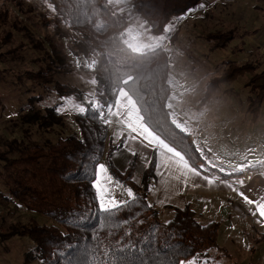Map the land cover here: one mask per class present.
I'll list each match as a JSON object with an SVG mask.
<instances>
[{"label": "rangeland", "instance_id": "1", "mask_svg": "<svg viewBox=\"0 0 264 264\" xmlns=\"http://www.w3.org/2000/svg\"><path fill=\"white\" fill-rule=\"evenodd\" d=\"M107 1L114 11L127 17L125 42L132 50L144 52L163 47L167 52L171 117L195 137L205 159L201 166L245 176L250 179L247 191L255 187L258 179L253 180L254 174L264 172V80H260L264 73V11L256 23L254 16L239 13L233 0L230 4L228 0L222 11L214 10L210 0H201L203 9L199 3L198 10L175 20L162 35L156 36L130 0ZM75 38L69 23L57 15L48 0H0V153L15 157L20 149L33 143L54 144L60 136L76 131L73 102L84 103L87 98L102 104L93 61L76 59L69 51V39ZM53 44L64 59L53 55ZM242 67L252 70L237 71ZM39 69L48 70L56 83L77 87L79 94L61 96L53 85L31 81L27 71ZM225 73L230 79H224L201 104L207 84ZM253 75L259 78L252 81ZM61 97L68 98L61 119L35 116L36 112L46 115L44 110L48 107L65 104ZM31 117L45 119L47 125L39 126L42 121H29ZM123 141L118 138L108 142L110 147L119 146L113 151L112 160L121 170L135 162L134 155L128 154L131 148L126 146L127 152L121 150ZM141 163V159L136 160L134 171L140 170ZM2 164L0 161V170ZM151 189L148 199L165 219L169 209L162 210L154 202L156 191ZM0 190L7 194L1 180ZM224 217L225 212L218 219ZM246 221L241 225L239 246L229 245L225 239L227 223L220 221L224 226L219 228L217 245L209 251L208 264H264V226L257 223L248 206ZM30 222L55 224L51 218L15 201L0 204V264H24L32 242L28 237L7 235L11 225ZM28 264L40 262L33 260Z\"/></svg>", "mask_w": 264, "mask_h": 264}, {"label": "trees", "instance_id": "2", "mask_svg": "<svg viewBox=\"0 0 264 264\" xmlns=\"http://www.w3.org/2000/svg\"><path fill=\"white\" fill-rule=\"evenodd\" d=\"M48 1L57 15L69 23L76 34V38L69 39L68 42L70 53L76 59L93 61L104 118L114 106L120 92H126L138 106L144 123L180 151L193 166L204 170L201 165L205 159L194 140L195 137L193 139V135L171 117L168 102L171 96L170 61L165 49L158 47L144 52L132 50L125 42L127 17L114 11L107 0ZM200 1L130 0V4L148 24L151 33L159 36L165 32L167 25L177 20L180 13L188 8L198 7ZM52 53L59 59L65 58L57 46L53 47ZM251 70L242 67L237 71ZM26 75L36 83L53 85L54 90L61 96L79 94L75 86L54 82L48 70H30ZM257 78V75H253L252 81ZM224 79H230L227 73L207 84L201 104ZM260 80H264V73ZM55 108L48 107L44 110L46 115L36 112L35 116L58 121L61 115L56 113ZM86 108L89 111L85 114L75 115L76 131L60 136L54 144L33 143L20 149L15 157H10L5 152L0 153V161L3 163L0 180L7 189V194L0 190V204L7 205L15 201L29 211L51 218L55 223H15L8 228L7 236L28 237L32 242V249L25 254L24 264L33 260L44 264L45 260L50 259L49 253L55 251L54 244L72 240L73 236L86 235L93 229L97 231L102 242L126 244L141 240L152 227L160 234V241L164 239L165 233L175 234L172 242L179 241L190 253L179 259L187 260L200 254L197 258L199 261L204 258L205 250H208L206 256L209 259V251L218 242L220 222H200L189 205L172 209L165 219L161 218L159 210L148 199V188L155 179V156H152L145 168L141 183L136 184L132 179L135 162L125 171L115 166L112 153L119 146H108L109 126L101 125L94 118L89 105ZM38 119L31 117L29 121H42L39 126L47 125L44 118ZM89 130H92L91 136ZM81 139L84 140L83 143ZM88 152L98 155V162L105 158L111 164L113 178L131 187L140 198L137 204L130 205L127 211L119 214L127 217L126 224L118 227L103 224L98 220L97 205L88 203L93 190L89 181L82 179L79 172L81 154ZM208 170L218 171L225 177L232 175L212 168ZM86 204L90 211L85 210ZM149 204L151 207H148ZM166 221L172 223L166 224ZM129 232L130 235H125Z\"/></svg>", "mask_w": 264, "mask_h": 264}, {"label": "snow or ice", "instance_id": "3", "mask_svg": "<svg viewBox=\"0 0 264 264\" xmlns=\"http://www.w3.org/2000/svg\"><path fill=\"white\" fill-rule=\"evenodd\" d=\"M204 7L205 5L200 3L199 8L203 9ZM196 10L198 9L188 8L180 13L176 19L182 20ZM61 99L65 101V104L55 108L57 114H61L66 110L68 98L61 97ZM86 104L90 106L94 118L101 125L109 124V121L104 118V112L101 110L102 106L95 101L85 98L84 103L73 102L71 109L77 114L83 115L89 111V108L85 106ZM91 134L92 130H89V135L91 136ZM114 135L119 137V134ZM83 142L84 140L81 139V143ZM98 159V155L88 152L81 154L79 160L81 178L88 180L93 190L91 200L88 203L97 205L96 213L99 221L105 225L118 227L128 222L127 217H121L119 214L127 211L130 205L137 204L140 198L131 187H127L113 178L110 172V163H101L98 162ZM161 163L165 168H169L166 159H158L156 164L157 176L160 175ZM174 179L179 183L173 184L168 180L161 182V191L166 194L165 199L169 202H171V197L168 193L175 192L179 186L192 180L187 172H175ZM208 182L212 183L210 180ZM229 189L236 192L244 204L248 206L249 213L257 218V223L264 226V193L255 190H237L230 186ZM148 190H152L151 186ZM148 207H151V204ZM85 210L90 211L87 204ZM165 223L170 224L172 222L166 221ZM125 235H130V232L125 233ZM159 235L157 229L152 227L145 234V237L137 242L129 241L126 244L122 242L105 243L100 240L97 231L93 229L86 235L73 236L72 240L54 244L55 251L49 253L50 259L45 260L44 264H208L206 256L208 250H205L204 258L199 262L197 258L200 254L193 255L187 260L179 259V257L188 256L190 253L179 241L172 242L175 234H163L164 239L162 241L159 240Z\"/></svg>", "mask_w": 264, "mask_h": 264}, {"label": "crops", "instance_id": "4", "mask_svg": "<svg viewBox=\"0 0 264 264\" xmlns=\"http://www.w3.org/2000/svg\"><path fill=\"white\" fill-rule=\"evenodd\" d=\"M233 1L236 2L237 11L240 14L254 16L256 23H258V16L261 14L260 12L264 11V0ZM210 2H212L214 10L217 11H222L221 9H225L228 4V0H210ZM230 2L229 0V4ZM254 29L258 30L257 28ZM105 119L111 123L108 124L110 134L108 142L116 141L118 138L124 140L121 150L123 149V151L127 152V146L131 148L128 154L134 155L135 162L137 159L142 160L140 170L134 171L132 177L136 184L141 183L144 168L147 167L152 156H155L156 164L158 159H166L169 168H165L163 163H161L159 176H157L158 170L155 168V179L150 185L156 191L154 202L164 208L162 210L169 209V214H171L172 209L189 205L196 212L198 220L202 223L226 221L224 224L226 225L227 223L225 239L229 245L239 246L242 239L241 225H245L247 222V205L244 204L236 192L229 189V186L237 190L247 191L250 179L245 176L243 178H241L242 176H235L233 172L229 177H225L221 176L222 174L218 171L211 170L209 172L208 169L210 168H204V171L193 166L180 151L153 132L144 123L138 106L124 91L120 92L114 106L108 111ZM114 134L122 136L113 138ZM114 164L116 167L118 166L117 162H114ZM117 168L119 170L122 169L119 166ZM174 171L178 173L187 172L192 180L179 186L175 192L168 193L171 197V202H169V200L165 199L166 194L161 191V182L168 180L173 184H178L179 182L174 179ZM254 179H258L256 186L249 189V191L255 190L256 192L264 193V172L254 174ZM209 180L212 183H209ZM197 208H199V211ZM224 212L225 217L223 220L218 219ZM224 225L220 222V226ZM250 250L252 251V249Z\"/></svg>", "mask_w": 264, "mask_h": 264}]
</instances>
